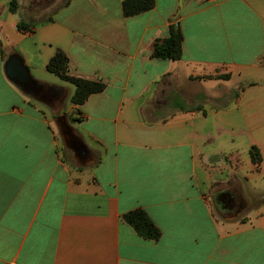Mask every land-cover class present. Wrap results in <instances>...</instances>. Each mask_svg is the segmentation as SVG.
<instances>
[{"label":"crops","instance_id":"0c3cea01","mask_svg":"<svg viewBox=\"0 0 264 264\" xmlns=\"http://www.w3.org/2000/svg\"><path fill=\"white\" fill-rule=\"evenodd\" d=\"M12 1L0 0V264H264V0H155L133 17L125 0H18L15 13ZM172 26L182 59H154ZM59 50L69 75L105 90L74 106L75 87L47 71ZM14 54L37 97L8 79ZM135 209L158 241L122 220Z\"/></svg>","mask_w":264,"mask_h":264},{"label":"trees","instance_id":"16d2710c","mask_svg":"<svg viewBox=\"0 0 264 264\" xmlns=\"http://www.w3.org/2000/svg\"><path fill=\"white\" fill-rule=\"evenodd\" d=\"M154 6L155 0H125L122 4V10L125 17H133L151 11ZM18 7V0H13L10 4V11L15 13ZM37 27L38 25L24 22L18 25V28L24 32H34ZM183 43L184 36L180 27L172 26L169 36L155 43L152 57L160 60L179 61L183 55ZM47 71L75 87L71 103L76 107L84 105L90 96L100 94L105 90V84L100 81H90L69 75V59L61 50L57 51L50 60ZM226 78L229 79L230 77L227 76ZM234 96L238 97V93H234ZM77 113L80 111L77 110ZM250 157L254 164L260 165L262 162L261 152L256 146L250 149ZM122 220L145 240L158 241L162 236L161 230L144 209L130 211L122 216Z\"/></svg>","mask_w":264,"mask_h":264},{"label":"water","instance_id":"95a60500","mask_svg":"<svg viewBox=\"0 0 264 264\" xmlns=\"http://www.w3.org/2000/svg\"><path fill=\"white\" fill-rule=\"evenodd\" d=\"M6 75L20 90L30 97H37L41 92V83L34 80L23 60L16 54L11 55L6 63ZM81 152H88L84 147Z\"/></svg>","mask_w":264,"mask_h":264},{"label":"rangeland","instance_id":"374dc122","mask_svg":"<svg viewBox=\"0 0 264 264\" xmlns=\"http://www.w3.org/2000/svg\"><path fill=\"white\" fill-rule=\"evenodd\" d=\"M36 6L38 7V8L35 7V8H37L35 10L39 14L38 16H41L43 14V17L41 19H46V18L50 17L51 14L54 12V10H45L44 11V10H42L41 6H39V5H36ZM213 104L216 105V106L220 105L219 102H214ZM62 109H63V112H59L58 111L56 117H58L62 113L67 114V106L66 105H63ZM65 158H67L69 160L72 168H75L77 166V164L75 163V161H73L71 155L65 156ZM217 213H218V215L222 216L219 211Z\"/></svg>","mask_w":264,"mask_h":264},{"label":"flooded vegetation","instance_id":"af4514ba","mask_svg":"<svg viewBox=\"0 0 264 264\" xmlns=\"http://www.w3.org/2000/svg\"><path fill=\"white\" fill-rule=\"evenodd\" d=\"M39 94H41V92H40ZM44 94H45V96L48 95V93H44ZM60 122H61V125L64 126V121L60 120ZM69 142H70L75 148L78 147L76 141H74V140L71 139ZM76 145H77V146H76Z\"/></svg>","mask_w":264,"mask_h":264},{"label":"built area","instance_id":"2783aa9c","mask_svg":"<svg viewBox=\"0 0 264 264\" xmlns=\"http://www.w3.org/2000/svg\"><path fill=\"white\" fill-rule=\"evenodd\" d=\"M204 1H216V0H204Z\"/></svg>","mask_w":264,"mask_h":264}]
</instances>
